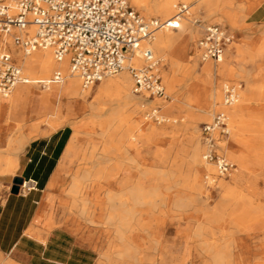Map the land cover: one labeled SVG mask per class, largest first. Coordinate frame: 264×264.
<instances>
[{"label":"rangeland","instance_id":"374dc122","mask_svg":"<svg viewBox=\"0 0 264 264\" xmlns=\"http://www.w3.org/2000/svg\"><path fill=\"white\" fill-rule=\"evenodd\" d=\"M180 2L183 1L180 0L177 4ZM129 3L145 19H167L156 15L146 17L132 0H129ZM187 4L190 9L181 23L182 21L187 23L190 38L186 31H180V27L176 28L174 32L181 34L182 41L168 50L166 58L155 55L160 61V74L169 97L150 96L147 92L136 93L138 97L148 98L144 111L138 114L123 112L126 121L138 120L142 124L155 126V129L148 132L147 137L141 138L139 129L126 131V125L120 126L117 120L108 127L106 126L110 116L108 112H102L96 122H88L87 127L81 128L80 134L83 139L78 153L81 151L80 154L84 155L94 152L92 158L94 164L114 167V171L118 173L115 179L122 180L126 175L130 187L139 183L146 191L157 189L161 193L135 207V212L131 216V226L125 229V241L131 244L134 252L133 255L124 257L118 251L121 242L117 235L118 216L115 209L109 205L102 209L95 203L97 198L104 197L105 191L98 192L87 187L81 196L71 195L68 212L72 221L85 227L88 240L99 243L98 249L102 258L100 264H218L215 262V254L220 249L224 250L225 256L231 260L220 264H264V144L261 142L260 148L253 149L260 142L261 137L258 133L239 132L232 125L231 115L228 113L229 135L224 137L218 134L217 138L219 152L230 160L233 167L227 175L221 176L213 163L215 172L212 174L215 181L219 178H230V174L238 168L236 159L230 153L237 154L239 150L250 153L251 169L244 172L241 180H230L234 184H239V187L250 195L252 202L246 201L239 207L227 210L223 219L215 220L214 212L218 209L223 194L221 189L214 184L208 186L207 192L200 193L197 188L183 187L194 174L190 158L193 136L197 137L200 145L204 147L202 152H205L204 124L210 122L217 112L229 107L224 104L226 83L242 84L240 97L232 107L241 103L244 113L258 115L264 123V86L260 91L249 88L245 72L221 80L222 102L216 101L209 112L198 111L187 99L189 93L194 95L200 93L202 102L205 101L204 92L207 86L201 70L206 62L216 63L217 60L203 61L198 41L204 35L206 27L214 24L225 26L235 35V41L227 47L232 49L236 56L232 61L233 65L242 63L251 69L255 82L264 84V49L251 59L245 52L244 45L264 46V0H217L214 9L208 7L202 0H190ZM194 62H197L196 66H190ZM23 72L29 77L24 69ZM53 74L54 72L49 76ZM116 76L118 74L86 87L89 91L86 104L95 100L102 81ZM213 78L216 79V82L215 80L212 82L214 86L217 84V76L213 75ZM19 84L26 85L28 93L20 97L17 106H13L16 87ZM19 84L9 96H0L2 104L0 121L3 106H7L9 108L7 121L10 126L30 127V130L37 127L40 133L42 127L64 125L65 117L54 116L60 99L61 82H51L44 87L33 82ZM46 93L52 95L50 103L46 104V106L49 104L47 108L38 110L36 116L28 117L25 121L14 117L18 110L29 105L30 100L35 99L38 105H44L49 99ZM152 111L154 113L145 118V115ZM75 116L79 119L86 117L80 113ZM71 129L73 132L72 127ZM15 132L17 131L12 129L6 143L0 144V163L11 159L14 153L18 152L15 150L17 136ZM30 136L35 135L30 133L29 136L22 135L18 139ZM248 140L256 144L246 149L244 143ZM103 148L108 150L103 153ZM119 166L122 168L120 171L117 169ZM177 167L181 170V175L170 176L168 182L166 171ZM17 169L18 166L12 173L0 175V190L4 188L3 183L9 182L11 176L16 174ZM68 176L64 184L66 192L71 184V174ZM169 185L170 189L166 190ZM167 192L171 195L170 202H165L166 197L163 193ZM81 197L87 199L85 206ZM180 198L184 200L182 205L177 202ZM110 215L114 218L113 222L106 221ZM212 232H216L215 235ZM106 253L109 254V258H104Z\"/></svg>","mask_w":264,"mask_h":264},{"label":"bare ground","instance_id":"6f19581e","mask_svg":"<svg viewBox=\"0 0 264 264\" xmlns=\"http://www.w3.org/2000/svg\"><path fill=\"white\" fill-rule=\"evenodd\" d=\"M178 1L180 0H132L134 5L140 9L146 17L156 15L157 17L167 19L175 15V9ZM181 1H183V3H187L190 0ZM202 1L206 3L211 9L216 7L217 0ZM185 15H187V13ZM185 15L181 18V20L184 19ZM179 27L180 31H186L190 38V32L188 30L187 23L182 21V23L179 24ZM174 30V28H163L156 31L153 38L148 43L153 49L155 55L166 58L168 56V50L182 41L181 34L175 33ZM244 45L245 52L251 59H254L255 56L260 54L262 49H264V46L254 47L249 44ZM0 48L8 49L11 52L12 56L17 60L18 64L22 68V71L24 69L28 73L29 77H27L30 79L29 82L39 83L44 81L45 85H48L49 83L47 82L52 77L49 75L52 72L60 71L62 73L63 79L61 81L62 86L60 90V99L56 105L54 116L57 118L62 116L65 117L64 124L70 125L73 128L74 133L59 162L58 174H61L62 172H69L71 174V184L68 192L74 197L81 196L82 193L87 190V187L98 190V192L100 190L105 191L104 197L101 199L97 198V200H99H96L95 203L98 204L102 209L106 205H109L115 209L118 216V219H116L117 224H115L118 233V239L121 242V248L118 251L122 257L126 255H133L134 250L131 248V244L125 241V229H128L131 226V216L135 212L134 209L138 204L146 203L148 201L147 199H153V197H157L161 193H159V190L157 191V189L146 191L139 183L130 187L127 184L129 179H127L126 175L122 177V180L115 179L116 174L118 175V173L117 171H114V167H109L103 164L100 165L99 163L94 164V159H92L94 152L81 155V151L78 153V150L83 139L80 134L81 128L84 126L87 127L88 122H96V120H98L101 116L102 112L110 113L108 120L109 122L106 126L111 127L113 122L117 120L119 121L120 126L126 125V131L139 129V136L141 138L147 137L148 132H152V130L155 129V126L150 124H142L138 120L126 121L124 119L123 112L130 111L136 114L142 113L146 108L145 106L148 98L137 96L133 89L132 76H130L131 74H129L130 72L128 69H124L119 72L118 76L115 78H108L102 81L95 100L86 104L88 102L87 97L89 91L83 86L81 78L76 73L71 71L67 58L61 61L57 60L54 56L53 50L48 47L38 48L36 50L26 52L23 49L15 46L9 35L4 34H0ZM139 54L140 51L137 52V55L132 57L131 63H134L135 65L143 64V59L140 56L141 54ZM235 57L236 56L232 49L226 48L223 55L217 60L216 63L206 62L204 68L201 70V73L205 76L204 81L207 86L204 92L205 101L202 102L200 93H197V95L189 93L187 95L189 102L194 104L198 111L203 113L209 112L212 110V106L214 103H216V101L220 102L222 100L221 80L224 77L230 75L233 76L235 74L240 75L245 72L248 77L247 79L249 80V88L260 91V89L264 86V84L255 82L250 68L245 67L242 63H235L233 65L232 61ZM196 64L197 62H194L190 66L194 67ZM213 75L217 76V84L214 86L212 82L214 80L216 82V79L213 78ZM27 93L28 87L24 84H19L16 87V98L14 99L15 101H13L12 105L17 106L20 97L27 95ZM88 110L89 112H86ZM226 111L231 115L230 119L236 130L239 132H256L260 135L261 138L258 144H256L254 141H246L244 143L246 149L248 146L253 144H256L253 149L260 148L261 142L264 144V123L261 121L260 116L251 113H244L241 103H238L233 107H227ZM77 113H80L81 116L84 114L86 117L79 119L75 116ZM153 113L154 111L147 113L145 118H148V116ZM30 133L33 135H38L39 130L37 127H34L31 129ZM30 137L22 138L20 141H18V146L15 150L17 151L23 147ZM196 138V136H193V145L190 154L192 161L191 165L194 168V174L192 175L191 180L183 184V187L191 189L197 188L200 193H204L207 192L209 185L216 184L221 189L223 194L221 197V202L218 205V209L214 212V219L221 220L225 217L227 210L239 207L246 201L252 202L250 195L246 194L239 187V184H234L230 180H241L244 172L251 169V154L241 152L242 150H239L237 154L230 153L237 161V170L230 174V178H219L218 181H215L212 176V174L215 172V166L212 162L204 159V152H202L204 147L200 145L198 139ZM107 150L108 148H103L102 152L104 153ZM17 153L18 152H15L14 156L11 159H8L4 166L0 167L1 174L12 173L15 170V168L18 166ZM81 158L83 161H80ZM117 169H119V171L122 170L120 166ZM173 175L180 176L181 170L178 167L167 170L166 176L169 178L168 182ZM204 178L206 179L205 181ZM170 187V185L167 186L166 190H169ZM163 194L166 197L165 202H170L169 199L171 198V195L169 192ZM81 201H83L84 206L87 204L86 197H81ZM177 202H179L178 204L180 205L184 204V200L182 198L177 200ZM106 221L113 222V216L110 215ZM130 230H132V228ZM215 233L216 232H212L213 235H215ZM104 258H109V254L106 253ZM230 261L231 260L225 256L224 250L220 249L216 252V263H228Z\"/></svg>","mask_w":264,"mask_h":264},{"label":"built area","instance_id":"2783aa9c","mask_svg":"<svg viewBox=\"0 0 264 264\" xmlns=\"http://www.w3.org/2000/svg\"><path fill=\"white\" fill-rule=\"evenodd\" d=\"M189 9L187 3L180 2L173 17L160 20L145 19L129 0H0V34L9 35L14 45L26 52L48 47L57 60L67 58L84 87L128 69L136 93L168 98L160 61L148 43L159 29L179 28ZM234 41V34L225 26H207L198 41L201 59H220ZM138 51L141 65L131 63ZM62 79V73L55 71L47 83ZM29 81L11 52L0 48V96H8L17 84ZM39 83L45 86L44 81ZM241 89V83H226L224 104L237 102ZM229 132L225 109L203 127L204 158L214 163L221 176L227 175L233 164L219 152L217 135L227 137ZM36 185L35 180H24L19 192H28Z\"/></svg>","mask_w":264,"mask_h":264},{"label":"crops","instance_id":"0c3cea01","mask_svg":"<svg viewBox=\"0 0 264 264\" xmlns=\"http://www.w3.org/2000/svg\"><path fill=\"white\" fill-rule=\"evenodd\" d=\"M46 96L49 99L44 105L30 100L14 117L25 121L36 116L38 110L49 106L46 104L50 103L52 95L46 93ZM3 108L0 144H5L10 131L15 129L16 149L17 141L22 139L18 138L29 136L31 130L10 126L9 108ZM40 131L18 149L16 174L9 182H4L0 190V264H100L99 243L90 242L85 227L72 221L68 212L72 197L64 184L70 174H58L59 162L74 131L68 124L46 126ZM5 163H0V167ZM5 174L8 173H0ZM16 176L35 180L37 185L28 192L12 193Z\"/></svg>","mask_w":264,"mask_h":264},{"label":"water","instance_id":"95a60500","mask_svg":"<svg viewBox=\"0 0 264 264\" xmlns=\"http://www.w3.org/2000/svg\"><path fill=\"white\" fill-rule=\"evenodd\" d=\"M24 179L22 177L16 176L13 179L11 192L12 193H19L20 185L23 183Z\"/></svg>","mask_w":264,"mask_h":264}]
</instances>
